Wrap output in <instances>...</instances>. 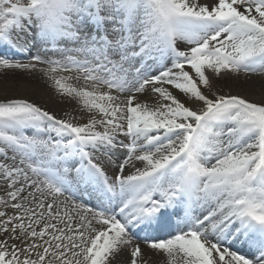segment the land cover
<instances>
[{"label": "snow or ice", "instance_id": "6c2138e0", "mask_svg": "<svg viewBox=\"0 0 264 264\" xmlns=\"http://www.w3.org/2000/svg\"><path fill=\"white\" fill-rule=\"evenodd\" d=\"M0 264H264V0H0Z\"/></svg>", "mask_w": 264, "mask_h": 264}]
</instances>
